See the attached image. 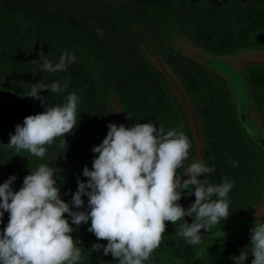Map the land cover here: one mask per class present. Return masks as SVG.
<instances>
[{
  "label": "rangeland",
  "instance_id": "rangeland-1",
  "mask_svg": "<svg viewBox=\"0 0 264 264\" xmlns=\"http://www.w3.org/2000/svg\"><path fill=\"white\" fill-rule=\"evenodd\" d=\"M7 1L20 11L26 37H22L21 41L20 37H15V43L11 46H4L3 37H0V88H24L28 71L36 68L39 74L35 83L68 82V87L59 95L48 91L41 93L47 98L43 105L38 100L43 111L48 106L62 105L69 93H75L80 99L76 115L78 124L73 133L65 137L66 145L63 148L59 147L63 137H58L51 146H45L47 151L43 158L34 157L25 151L17 152L29 164L37 158L39 164L56 169L54 179L60 188L61 199L70 203L71 194L77 188V180L86 182L82 170L85 166L91 170L95 158L91 149L105 138L108 124H122L128 128L137 123H152L158 128L163 122L166 129L173 130L175 118L158 93V82L147 57L128 33L132 18L124 0H1V4ZM198 19L209 26L211 43L219 48L231 32L229 17L201 9ZM55 28L64 31L65 36L42 37L48 30ZM97 29H100L99 34ZM1 35L5 36L4 33ZM48 38L50 42H47ZM170 44L185 57L223 77L237 109L234 113L226 93L219 85L204 102L210 111L217 137L221 140L223 153L216 176L210 184H219L222 180L233 183L234 187L228 194L230 204L227 219L239 217V220L211 226L207 238H201L198 246L188 245L177 235L181 228L180 220L177 221L180 227L177 222H165V232L156 248L161 255L171 257L178 263L203 264L204 239L242 238L249 233L256 220L264 221V199L249 209L245 193L250 182L245 173L240 172L256 153L255 146L249 144L245 137L257 144L263 136L256 124L258 119L251 107L242 72L248 66L264 64V53L247 49L233 56L220 57L199 48L179 33L172 34ZM3 52L9 60L6 64ZM63 53L72 54L76 58L75 63L63 72H41V56L56 63ZM184 112L191 128L196 130L195 119L190 111L185 108ZM37 167L33 165L31 171L34 172ZM13 175L16 177L12 185L15 192L21 187L22 175L11 161L8 151L0 144V183ZM186 178L187 171L182 175V180ZM179 191L182 194L177 203L188 208L192 195L186 192H190L191 188H181ZM82 199L85 209L81 210H86L87 197ZM7 222L8 214L5 213L0 221V230ZM80 226L90 227V222ZM70 227L75 225L70 224ZM252 259L249 256L245 264H251ZM78 264L95 263L81 255Z\"/></svg>",
  "mask_w": 264,
  "mask_h": 264
},
{
  "label": "clouds",
  "instance_id": "clouds-1",
  "mask_svg": "<svg viewBox=\"0 0 264 264\" xmlns=\"http://www.w3.org/2000/svg\"><path fill=\"white\" fill-rule=\"evenodd\" d=\"M43 57L41 72L48 73L63 72L76 59L70 53H63L56 63ZM67 87L66 80L37 82L28 97L43 105L47 98L41 93L59 95ZM79 103V97L69 93L62 105L48 106L42 113L25 117L15 126L14 134H9L6 147L43 158L45 146L63 137L59 145L63 148L65 137L78 124ZM107 128L102 142L91 149L95 154L91 170L83 168L86 182L77 180L70 203L61 199L55 173L46 164L26 175L18 191L12 188L14 175L0 183V221L8 214V222L0 230V264H78L80 242L73 240L70 224L89 222L87 231L98 241H107L106 245L94 244L91 251L110 255L116 264H145L160 245L165 222L182 220L177 235L188 245L198 246L201 229L208 231L229 217L231 181L209 184L204 178L198 179L214 171L203 162L192 163L186 179L177 173L190 148L184 133L174 129L165 132L152 123L128 128L110 123ZM189 187L191 191L186 193L195 200L185 209L177 203L182 194L179 190ZM82 197H87L86 210H81L85 209ZM184 217L193 218L191 224L185 223ZM249 240L247 248L230 257L232 264H245L249 256L253 257L251 264H264V221L256 220L249 229Z\"/></svg>",
  "mask_w": 264,
  "mask_h": 264
},
{
  "label": "trees",
  "instance_id": "trees-1",
  "mask_svg": "<svg viewBox=\"0 0 264 264\" xmlns=\"http://www.w3.org/2000/svg\"><path fill=\"white\" fill-rule=\"evenodd\" d=\"M124 1L132 18L128 33L136 42L137 48L147 57L153 76L158 82L156 87L158 93L173 112L175 118L173 129L184 133L190 141L188 157L183 161L182 167L177 169V173L182 177L192 163L203 162L205 166L214 168V171L206 174L205 177H198V179L204 178L210 184L216 176L223 153L221 152V140L217 137L210 111L204 102L209 98V94L214 93L216 85H219L226 93L233 112L236 113L237 109L233 105L225 79L216 72L203 68L171 47V36L174 33H179L199 48L220 57L233 56L247 49L264 53V0ZM201 9L225 14L230 19L231 32L221 42L219 48L214 47L211 43L212 37L208 36L209 26L202 24L198 19V11ZM20 19H22L20 11L11 7L9 1L0 5V30H3L1 33L5 34L2 36L0 33V37H3L1 39L4 41V46L14 45L15 37H20L19 41L22 37H26L23 34L24 28ZM64 36V31L55 28L48 30L42 37ZM46 40L47 42L51 41L49 38ZM3 56L6 64L9 60L4 52ZM38 74V69H30L25 78L26 86L24 88H0V96L10 95L16 100L26 102L38 113L44 112L38 100L28 97ZM242 75L251 107L258 119L256 124L263 135L257 144L245 135V140L255 146L256 153L240 170L249 179L250 184L245 198L249 209H253L264 199V143L262 142L264 139V64L248 66L243 70ZM182 90H184L183 93ZM185 108L195 119L196 130L191 128L184 112ZM0 117L2 118L0 121V144L8 151L11 161L20 171L23 181V178L32 172V166L40 164L35 158L31 165L19 157L17 152L6 147L9 143V134H14L15 126L22 124V121L2 107H0ZM160 128H163L165 132L169 131L163 122ZM51 168L54 172L56 171L53 167ZM194 200L195 197L192 196L189 205ZM236 220H239V217H231L218 225H226ZM180 222L183 223L182 220ZM176 224L180 227L178 222ZM88 228L85 226L73 227V240H79L78 246L82 255L91 259L95 264H116L110 255L104 256L101 251V257L98 252L91 251L94 244L106 245L107 241H98L92 233L87 231ZM201 238L206 239L207 234H203ZM205 239L202 243L203 264H232L230 257L238 256L240 251L250 244L249 233L245 237L235 240ZM145 264L182 263H178L171 257H164L155 249Z\"/></svg>",
  "mask_w": 264,
  "mask_h": 264
},
{
  "label": "water",
  "instance_id": "water-1",
  "mask_svg": "<svg viewBox=\"0 0 264 264\" xmlns=\"http://www.w3.org/2000/svg\"><path fill=\"white\" fill-rule=\"evenodd\" d=\"M0 107L10 111L14 115H16L21 121L29 115H36L38 112L31 107L29 104L22 100H16L10 95H2L0 96ZM264 143V139L262 140ZM187 209V207L185 208ZM185 223L191 224L192 219L191 217H184L183 218ZM209 232L206 230L201 229L200 234H208Z\"/></svg>",
  "mask_w": 264,
  "mask_h": 264
}]
</instances>
